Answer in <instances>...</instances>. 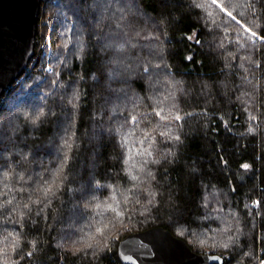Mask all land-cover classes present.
Segmentation results:
<instances>
[{
    "label": "trees",
    "instance_id": "1",
    "mask_svg": "<svg viewBox=\"0 0 264 264\" xmlns=\"http://www.w3.org/2000/svg\"><path fill=\"white\" fill-rule=\"evenodd\" d=\"M36 39L0 105V264H123L158 226L264 264V0H44Z\"/></svg>",
    "mask_w": 264,
    "mask_h": 264
},
{
    "label": "water",
    "instance_id": "2",
    "mask_svg": "<svg viewBox=\"0 0 264 264\" xmlns=\"http://www.w3.org/2000/svg\"><path fill=\"white\" fill-rule=\"evenodd\" d=\"M44 0H0V100L35 54ZM123 264H223L217 253L196 252L164 227L129 234L118 245Z\"/></svg>",
    "mask_w": 264,
    "mask_h": 264
},
{
    "label": "rangeland",
    "instance_id": "3",
    "mask_svg": "<svg viewBox=\"0 0 264 264\" xmlns=\"http://www.w3.org/2000/svg\"><path fill=\"white\" fill-rule=\"evenodd\" d=\"M106 8H107L106 6L103 7L102 5H99L98 10H103L102 12H104V10H106ZM41 10H42V8H41ZM99 18H100V16H99ZM49 22H50V18H48V16H46V14L44 13L41 17V22H40L41 23V26H40L41 31H40L39 37H38V43H39L38 44V52L39 53L43 52V53L49 54L50 53L49 51H51V48H52V36H51V32L49 31V28H48V26L50 25ZM36 38H37V36H36ZM36 41H37V39H36ZM34 62L35 61L30 63V65L26 69V72H25L26 74L24 73L25 75H27L31 71ZM46 70L48 72L53 71V66L49 62L46 65ZM19 81H20V78L17 79L15 82H19ZM3 100L4 99L2 97L0 100V105H1V103H3ZM261 264H262V262H261Z\"/></svg>",
    "mask_w": 264,
    "mask_h": 264
},
{
    "label": "snow or ice",
    "instance_id": "4",
    "mask_svg": "<svg viewBox=\"0 0 264 264\" xmlns=\"http://www.w3.org/2000/svg\"><path fill=\"white\" fill-rule=\"evenodd\" d=\"M253 35H255V33H253Z\"/></svg>",
    "mask_w": 264,
    "mask_h": 264
},
{
    "label": "built area",
    "instance_id": "5",
    "mask_svg": "<svg viewBox=\"0 0 264 264\" xmlns=\"http://www.w3.org/2000/svg\"><path fill=\"white\" fill-rule=\"evenodd\" d=\"M19 78H20V77H19ZM19 78H18V79H19Z\"/></svg>",
    "mask_w": 264,
    "mask_h": 264
}]
</instances>
